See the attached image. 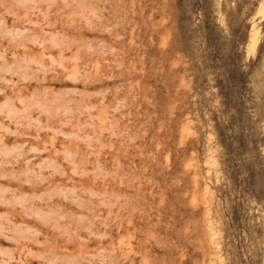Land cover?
Returning <instances> with one entry per match:
<instances>
[{
  "label": "rangeland",
  "instance_id": "rangeland-1",
  "mask_svg": "<svg viewBox=\"0 0 264 264\" xmlns=\"http://www.w3.org/2000/svg\"><path fill=\"white\" fill-rule=\"evenodd\" d=\"M0 264H264V0H0Z\"/></svg>",
  "mask_w": 264,
  "mask_h": 264
}]
</instances>
